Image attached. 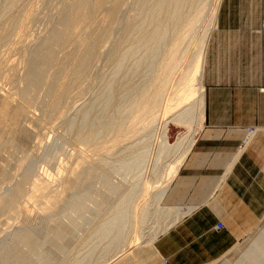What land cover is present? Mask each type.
<instances>
[{
    "label": "rangeland",
    "instance_id": "374dc122",
    "mask_svg": "<svg viewBox=\"0 0 264 264\" xmlns=\"http://www.w3.org/2000/svg\"><path fill=\"white\" fill-rule=\"evenodd\" d=\"M13 1L0 0V113L6 109L10 114L9 122H2L0 119V127H5V131L0 129V250L2 251L3 248L6 252V248L13 241L14 233L28 232L41 242L45 255L55 257L52 263L43 261L40 264H136L135 262L140 258H144L143 263L140 261L142 264H162L159 253L153 251L155 242L180 220V210L165 206V202L163 203L179 173L171 178L170 171L180 162L184 164L201 132V122L204 119L199 107H195L191 129L189 131L186 127L174 129L170 134L168 130L172 118L191 106L189 103H184L173 110H168L167 106L174 99L172 92L176 82L190 64L195 62L198 66L201 85L205 86L204 72L209 40L212 29L218 21L221 0H203L205 6L203 23L197 30L195 40L191 38L193 41L189 42L188 37L189 41H186L188 45H185L186 48L182 47L177 73L172 76L163 100L155 109L156 116L153 115L150 120L151 128L146 130L144 126L148 124V122L145 123L147 120H144V124L142 119L141 122H135L133 118H130L134 116L128 115L132 110L141 112L142 108L152 102L151 99L154 97L152 93L156 85L155 76L160 65L168 58L167 52L152 61H150L152 58L149 57V59L144 55L148 53L147 55L152 56L146 47L143 48L145 46V42L141 39L143 34L154 32L155 23L156 26L163 27V24L165 26L169 21L168 13H159L158 6L155 4L156 0H111L114 4L110 2L105 6L109 7L108 11L104 8L102 14L94 17L91 24L94 29H97L99 25L98 36L101 33L104 36L107 26L109 27L105 18L107 19L113 12L117 13L115 18H118L120 22L118 21L112 27L113 32L110 33L113 35L106 36L109 39L105 37L99 46L97 57L92 60L88 70L84 71L81 77L76 78L70 74L72 73L71 65L63 68L64 71L61 68L59 72H56L57 74L55 73L52 82L59 81L60 86L64 85L69 90L67 89L68 92L63 95V100L61 99L60 109L54 113L50 111V105L56 100L49 101L55 98L54 95L44 104H39L40 107L28 109L20 101L19 90L27 72V63L32 62L31 54L50 36L49 34L56 30L60 34L64 33L61 31L63 28L58 29L56 21L64 15L68 5L66 3L69 2L68 0H15L16 5L10 11L7 5ZM200 7L201 5L198 8ZM155 9L157 12L154 11ZM196 9L195 7L191 11L186 9V12L193 17ZM29 11L32 13L35 11L34 19L28 28L30 32L27 30L23 34L22 44L18 39V35L22 32L16 22ZM152 14L155 16L154 25L150 24L147 18L148 15L150 18ZM128 20L133 23L128 25ZM101 23L104 24L103 30H100L103 27ZM169 28L170 41L176 38L172 37L175 36L173 35L175 26L171 24ZM178 30L177 28L176 32ZM178 32L180 34V31ZM202 38L205 41L201 42ZM38 42H40L39 45ZM135 44L140 50L135 49ZM130 47H133L136 52L139 51L138 53L134 51L131 57L128 55V59L125 54ZM70 48L73 50L72 47ZM71 50H68V53H73L74 50ZM192 56H195V59ZM125 57L127 61L124 60ZM115 59L121 60V66H123L121 70L115 68ZM55 78L57 81H53L56 80ZM112 80L113 85L116 84L113 87L112 96L106 93L101 94L103 90H107L104 88ZM86 111L91 112L88 120H91L89 123L91 122L92 125L88 124L84 133L82 122ZM141 123L144 126H141ZM90 128L94 129L91 131ZM86 136H93V141L89 140V143L85 141ZM166 140H172L174 144L168 154L160 156L162 144ZM143 152H145L144 163L138 169L132 172L123 169L124 162H133ZM27 173L30 174L27 176L28 181L24 179ZM103 179H108L116 185L117 192L110 193L108 189L106 190L107 187L104 189ZM36 181L38 183L40 181L39 184L42 183L38 188L36 187L38 190L34 187ZM19 185L22 186L21 196L8 210L4 206L5 197L12 195ZM165 189L167 192L161 195ZM129 192H134L135 197L130 204L132 209L130 208L131 212H129L128 231L121 237V240H126L124 242L129 245L128 250H124L122 247L124 243H121V247L116 245V241L113 242L114 244L111 243L114 238L112 236L117 231L115 228L116 231L113 230L111 237L108 236L107 239L102 238L101 232L124 206ZM86 193L92 195V200L89 202L91 207L87 210L88 214L86 213L84 222L80 225L74 224L73 217L70 214L67 215L66 209L72 206L76 197ZM144 208L147 214L142 220L139 216L143 214L141 212ZM70 226H72L71 233L69 230L66 231L70 229ZM64 228H66L65 231ZM99 229L102 231L100 232ZM60 230L64 231L66 236L59 239L54 248L50 243L55 240V236H59ZM260 243H264V217L253 218L249 226L246 225L239 230L237 245L223 259L214 264H264V244L261 245L262 251L259 247ZM254 251L255 254H253ZM255 255L259 257L257 263H254ZM33 260L35 258H32L29 264H37ZM140 262L138 264H141Z\"/></svg>",
    "mask_w": 264,
    "mask_h": 264
},
{
    "label": "crops",
    "instance_id": "0c3cea01",
    "mask_svg": "<svg viewBox=\"0 0 264 264\" xmlns=\"http://www.w3.org/2000/svg\"><path fill=\"white\" fill-rule=\"evenodd\" d=\"M217 24L201 132L163 201L180 220L155 242L162 264H214L264 217V0H221Z\"/></svg>",
    "mask_w": 264,
    "mask_h": 264
},
{
    "label": "bare ground",
    "instance_id": "6f19581e",
    "mask_svg": "<svg viewBox=\"0 0 264 264\" xmlns=\"http://www.w3.org/2000/svg\"><path fill=\"white\" fill-rule=\"evenodd\" d=\"M153 1H155V0H153ZM68 2L69 3H66V5L68 4L67 7H66L67 10H65L66 12H64V15L62 14L63 12L61 13L63 16H61L60 14H58L61 17H59L58 20L56 21L58 23V29L59 28L65 29L64 31H63V29L61 30L64 33L63 34H60L55 29L56 31H54L53 33L49 34L50 36L47 35L49 37L44 42H42L41 44H40V42H38V45L40 44V47L37 50H35V52H33L31 54V56L33 57V59L31 58L32 62L30 61L31 63L30 62L27 63L28 64V66L26 68L27 72H26V75H25V77H24V79H23V81L21 83L22 84V87L19 90V97H20V101L23 104H25L28 109H31V108L33 109L34 107L36 108V106L40 107L39 104H41V103L44 104L48 100V98H50V97H52L54 95L55 98L49 99V101H51L53 99L56 100V101L53 100L54 102H52V105H50L51 106V109L53 110L52 111L50 109V111L53 112V113H54V111L57 112V110L60 109L59 107H61L60 106L61 105L60 104L61 99H62L63 95H65L66 92H68L67 91L68 88L66 86L64 87V85L63 86H60L61 84L59 85V83H58L59 81L58 82H55V83L52 82V79L55 76V73L57 71L59 72L61 68L63 70V68L64 69L65 68H68L67 66L71 65V67H72L71 72L72 73H70V74H72L76 78L81 77L83 75V73H85L84 71L88 70L89 66L91 65L90 63L92 62V60L95 57H97L99 46L103 42V40L105 39V37L108 36V35L109 36H112L113 35V33L112 34L110 33V32H113L112 27H114V25H116V23L119 21L118 18H115V16H116L115 14H117V13H115V12L112 13L111 12L112 14L110 16H108L107 19L105 18L106 22L109 23V27L107 26V30H105L104 36H102L101 35L102 33L100 32V30L101 29L103 30L104 24H105L103 22V19H102V22L104 24L101 23V24H103L102 25L103 27L100 28L99 32L101 34L99 33L100 36H98V33L97 32H98V29H99V25H98L97 29H94V26L91 24V21H93V19H94L95 16H99V14H102V11L104 12V10H105L104 8H106V10L108 11V8L109 7L108 6L105 7V6L107 5V3H110L111 0H68ZM113 2H111V4ZM15 3H16L15 0L13 2L9 3L7 5V9L8 10H10V9L12 10V8L16 5ZM203 3H204L203 0H156L155 1V4H157V6H158L157 9L159 10V13L160 12H163L162 14H164V13L165 14H167V13L169 14L168 15V20H169L168 21V24L165 25V26L163 24V27L161 25L160 26H156L157 25L156 23L154 25L153 22L155 21L154 20L155 13H153L154 15L152 14V16L150 18H149V15L147 17L149 19V23L150 24H153L155 26L154 27L155 30H154V32L150 31V33H148L147 35H145V33H144L143 34L144 36L141 38L145 42V46L143 48L146 47L147 50H148V52L150 54H152V56L151 55L149 56V55H147L148 53L145 51V53H147V54H144V55L147 58H149V57L152 58L150 60V61H152L154 58H157L158 56L161 57V54H164V53L167 52L168 53V58H167V60H166L165 63H163L162 65H160L159 71H157L158 73L155 76V78H156V81H155L156 82V85L154 86V90H153V93H152V94H154V97L151 96L153 98V99H151L152 102H150L148 100L150 102V104H147L144 108H142L141 109L142 110L141 112H140V110L139 111L132 110L129 113V115H128L129 117L130 116H134V117H130V118L131 119L133 118V121H135V122H137V121L141 122V119H142L143 120L142 123H143L144 120H147V121H145V123L148 122V124H145V126L142 125V123H141V126H144L145 130H146V128L147 129L148 128L149 129L151 128L149 126L150 123H151L150 120H151V118H152L153 115L156 116L155 109H156L157 105L163 100L164 94L166 92V87L169 84L172 76L175 75V73H177V69H178L177 66L179 64L178 62L180 60V56H181V53L180 52H181L182 47H185V45L188 43V42L186 43V41H189V39H190L189 42H191L192 39L195 40V36L197 34V30L200 27L201 23H203V14H204V11H205V6H204ZM59 5L62 6V4H59ZM199 5H201L200 8H198ZM38 6L41 7V5H38ZM65 6H64V8H65ZM194 7L197 8V9H196L195 14L193 15V17L192 16L190 17L191 14L189 15L186 12L187 11L186 9H188V10L190 9V11H191V9L194 10ZM155 8H156V6H155ZM116 9H117V7H116ZM157 9H155L154 11L157 12L156 11ZM61 10L62 9L60 8V11ZM113 11H115V10H113ZM143 11H144V9H143ZM54 12H55V10H54ZM33 13H32V11H29L22 19H19L18 22H16V25L19 26V28L21 29V32H22V34L19 33L20 35H18V39L21 41V43H22V40H23V34L27 30H29V32H30V29H28V28H29L30 24H32L31 22L34 19V14ZM158 17H160V14H159ZM164 18H166V17H164ZM145 20L148 21L147 19H145ZM130 21L131 20H128V25L133 23V22L131 23ZM147 24L148 23L146 22V25ZM171 24L175 26V31H174L175 34L172 33L175 36H172V37H176V38L175 39L173 38V40H170L169 41V33H170V31H169L170 30L169 25H171ZM39 25H40V23H39ZM134 26L135 25H133L132 27H134ZM147 26H149V25H147ZM128 28H130V27L128 26ZM177 28L179 29L178 31H180V34L177 31L178 32V35L176 36V34H177L176 29ZM146 31H147V29H146ZM28 33H26V34L28 35ZM26 34H25V37H26ZM114 36H115V34H114ZM25 37H24V40L26 39ZM188 37H189V39H187ZM28 38H29V36H28ZM107 39H109V37ZM136 39L137 38L135 37V40ZM203 41H205V40L202 38V41L201 42H203ZM210 41H211V39L209 40V42ZM140 44H142V42ZM135 46H136V44H135ZM135 46H133V47L135 48ZM36 47H37V44H36ZM70 47H72V49L74 51L71 50ZM133 47H130L129 50L126 52V54H125L126 57L128 55L130 57H131L132 54L134 55V51H135V49L137 50L138 46H136L135 49H133ZM68 50L73 51V53L72 52L68 53ZM138 51L137 52L135 51V52L138 53ZM183 53L185 55V52H183ZM29 54H27V55H29ZM135 57L136 56H134V58ZM125 58H124V60L127 61V58L128 57L126 59ZM142 58L144 59L145 57L143 56ZM192 58L195 59V56H192ZM26 60H28V59H26ZM121 60H123V58ZM121 60L115 59L114 65H115V68L116 69L117 68L120 69L121 67H123V66H121V64H122V62H120ZM124 60H123V62H124ZM23 61H25V60H23ZM29 63H30V65H29ZM120 70H119V72H121ZM116 75H118V74H116ZM133 75H134V73H133ZM76 78H73V79L75 80ZM55 79L56 80H53V81H57V78H55ZM111 82H109L110 84L108 83L106 85L107 87L105 86L106 88H104V89H107V90L106 91L103 90V92L104 91L105 92L104 93L102 92L101 94L104 95L106 93L109 96L110 95L112 96V92H114L113 87H115L114 85H116V84L113 85V83H114L113 80ZM200 85H201V79H200L199 73H198V66L195 65V62H194V64H190L189 66H187L183 70V72H182V74H181L178 82H176L175 89H173V92H172V94L174 95V99L169 103V105L167 106V109L168 110H173L176 107H178V106H180L181 104H184V103H189V105L191 107L188 108V109L182 110L178 115H176V116H174V118H172L171 124L169 125L170 126V129H169V126H168V129H169L168 130L169 131L168 133L171 134L172 133V130L174 131V129H179V128H183V127H186L188 129V131H189L191 129V125H192V122H193V114H194V111H195V107H199L201 114L204 115L205 108H206V94H205V88L206 87L203 84L201 86ZM108 95H105V96H108ZM0 110H1V108H0ZM51 112H49V113L52 114ZM85 113L86 114L84 115L83 122H82L83 123L82 124L83 126L81 125L83 132H84V130L86 131V129L88 128V124H91V122L89 123V120L90 119L88 120V118H90V116H89L90 114L89 113H91V112L88 111V113H87V111H86ZM135 115H137V116H135ZM9 117H10V114H9V112L6 109L0 113V119H2V122H9L8 121ZM126 125H128V124H126ZM130 125H133V124H130ZM124 126H125V124H124ZM7 127H9V126H7ZM0 129L2 131H5L4 130L5 129L4 126L0 127ZM71 129H73V128H71ZM92 129H94V128H92ZM92 129L90 128L91 131H92ZM131 129H132V127H131ZM79 130L82 131L81 129H79ZM80 131H78V132H80ZM252 133H253V130H249L248 134H252ZM92 137L93 136H88V137L86 136L85 137V141H87V142L89 140H92L93 141ZM182 138H183V135H182ZM173 144H174V142L172 140H166L162 144V150H161L160 156L165 155V154H168V152L172 148ZM144 159H145V152L140 153L139 156H138V158L136 160H134L133 162H131V163L129 161L124 162V165H123L124 168L123 169L125 171H127V172H132V171L138 169L144 163ZM129 163H130V165H129ZM180 163L177 165V167L171 169V171H170L171 178H174L176 176V174L179 172L181 166L183 165V163H181V164ZM25 176H24V179L26 181H28L27 180V178H28L27 176H30V174L28 175V173H27V175L25 174ZM48 176H50V175H48ZM42 181H45V180H42ZM102 181H103V183L105 182L104 183V186H103L104 189H105V187H107L106 190L108 189L110 191V193L111 192H113V193L114 192H117L118 189L115 188L116 185H114L111 181H109L108 179H103ZM39 183H40V181H39ZM39 183H38V181L35 182V185H34L35 189H36V187L38 188L42 184V183L41 184H39ZM42 188H44V187H42ZM36 190H38V189H36ZM21 192H22V186L19 185L13 191V194L12 195L5 197L4 206L8 210L17 201L18 197L21 196ZM166 192H167V189H165V191L161 195H164ZM128 195L129 196L125 200V204L123 203L124 206L121 208V210L118 208L120 211L112 219L113 221L111 220L110 223L108 222L109 224H107V226L104 228L103 232H101L102 230L99 229L100 232L103 234L102 235V238H105V239L111 237V235H110V234H112L111 232H113V230L116 229L117 230V231L115 230L116 231V234H114V236H112L114 238H113V240H111L112 242L111 241L110 242L113 243L114 241H116L117 242L116 245H119L120 247H121V243H124L122 245V247H123L124 250H128L127 247L129 245H128V243L126 244L124 242L126 240H121L122 239L121 237H123L126 234V231H128L127 230L128 229V225H130V224H128L129 223V217H130L129 212H131L130 210L132 209V207L130 206V204H132V202L134 200L135 193L134 192H131ZM159 197H161V196H159ZM90 200H92V195L90 193H86L84 195H81V196L76 197V199L74 200V203L72 204V206H69L66 209L67 215L70 214L73 217L74 222H75L74 224L77 223V224L80 225V224H82L84 222L85 217H86V213L88 214L87 210H89V208L91 207L90 204H89ZM113 211H114V209H113ZM141 213H143V214L141 216H139V217L141 219L143 217L145 218V216L147 214V211L145 210V208H144L143 212H141ZM73 226H75V225H73ZM247 226H249V225H247ZM71 227L72 226H70L69 227L70 229H67L66 231L69 230L70 233H71ZM66 228H64L63 230L65 231ZM64 231H61L60 234L58 233L59 234L58 237L55 236V238H54L55 240L52 241V243H50L52 245V247L56 246L57 243H58V240L61 239L64 235L66 236V234H64ZM57 232H59V231H57ZM18 233H20V232H18ZM51 240H52V238H51ZM103 241H105V240H103ZM152 242L154 243V241H152ZM40 243L41 242L38 241L32 235V233L31 234L28 233V232H26L25 234H22V233L21 234H15L14 233V238H13L12 243H10V245H9L8 248L5 247L7 249L6 252L3 251V248H2V251L0 250L1 251L0 252V264H29V261L32 260V258L33 259L35 258V260H33V261L37 262V264L38 263L40 264L43 261H46V263L51 262L55 257L54 258H51L52 256L50 254L49 255L51 257L45 255L44 252L42 251V246H41ZM263 244L260 243V245H259V247H260L261 250H262L261 245H263ZM110 246L111 245H109V247ZM149 246H152V245H149ZM44 248H45V246H44ZM150 248H153V247H150ZM154 249H156V248H154ZM154 249H153V251L155 253L158 252V251H156ZM140 252L138 253L139 256H140ZM138 254L136 253V255H138ZM253 254H255V251L253 252ZM139 256H138V259H139ZM142 257H144V256H142ZM258 258H259L258 255H255L254 256V263H257L258 262ZM141 259L142 258H140L139 260H137V262H135V263L138 264L140 261L142 262L144 258L142 260ZM132 261H133V259H132ZM164 264H169V263L166 261Z\"/></svg>",
    "mask_w": 264,
    "mask_h": 264
},
{
    "label": "built area",
    "instance_id": "2783aa9c",
    "mask_svg": "<svg viewBox=\"0 0 264 264\" xmlns=\"http://www.w3.org/2000/svg\"><path fill=\"white\" fill-rule=\"evenodd\" d=\"M223 228H225L223 223H220V224L217 226V229H218V230L223 229Z\"/></svg>",
    "mask_w": 264,
    "mask_h": 264
}]
</instances>
